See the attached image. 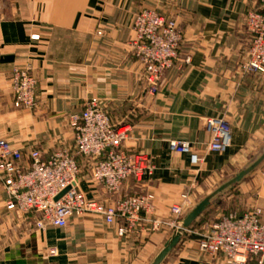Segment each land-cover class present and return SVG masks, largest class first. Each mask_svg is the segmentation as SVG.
Wrapping results in <instances>:
<instances>
[{
	"label": "crops",
	"instance_id": "crops-1",
	"mask_svg": "<svg viewBox=\"0 0 264 264\" xmlns=\"http://www.w3.org/2000/svg\"><path fill=\"white\" fill-rule=\"evenodd\" d=\"M146 8L174 18L184 36L156 95L147 93L132 44L135 14ZM259 9V0H0V139L24 152L32 145L47 158L73 144L69 116L96 99L113 124L128 132L124 147L147 154L154 171L142 181H126L112 197L88 179L83 161L81 191L98 201L151 193L155 217L169 219L183 192L191 193L195 205L228 168L242 165L231 178L264 151V72L241 68L252 43L245 14ZM17 67H29L37 79L33 111L14 106L11 77ZM209 117L231 126L224 153L206 151ZM172 140L190 142L203 161L194 166L189 154L171 151ZM236 190L238 202L230 211L261 206L264 224L263 160L211 203L163 264H264L259 255L229 263L224 253L210 256L199 249L197 233L229 213L217 204ZM5 199L0 183V264H150L171 235L147 225L120 237L121 223L108 225L94 214L39 229L38 213L8 212Z\"/></svg>",
	"mask_w": 264,
	"mask_h": 264
},
{
	"label": "built area",
	"instance_id": "built-area-1",
	"mask_svg": "<svg viewBox=\"0 0 264 264\" xmlns=\"http://www.w3.org/2000/svg\"><path fill=\"white\" fill-rule=\"evenodd\" d=\"M259 2L261 9L245 14L252 35L248 59L241 65L245 72H264V0ZM133 30L132 44L136 57L144 66L147 93L156 95L166 71L178 59L183 32L174 18L147 8L135 14ZM186 61H190V56ZM11 89L15 107L29 111L36 108L37 79L29 67L14 69ZM69 125L73 144L54 151L47 158L32 145L24 152L8 140L0 139V183L6 193L5 209L8 212L38 213L39 229L50 225L65 227L74 215L94 214L108 225L121 223L117 229L120 237L147 225L152 231L166 229L171 233L178 227L194 206L190 192L181 194L180 200L171 206V216L166 220L155 217V196L151 193L124 195L112 201L87 198L80 189L83 161L88 164V179L101 185L112 197L121 193L126 181H142L146 175H152L154 165L147 154L124 147L128 132L113 124L96 99L86 101L81 113L71 114ZM205 128L210 135L206 151L226 152L232 142L230 124L223 118L209 117ZM169 148L173 152L189 154L194 166L203 161L188 141L172 140ZM262 212L261 206H254L242 214L230 211L222 215L208 231L197 233L200 251L210 256L224 253L229 263H244L250 255L264 259ZM49 254L57 255V248L52 247Z\"/></svg>",
	"mask_w": 264,
	"mask_h": 264
},
{
	"label": "water",
	"instance_id": "water-1",
	"mask_svg": "<svg viewBox=\"0 0 264 264\" xmlns=\"http://www.w3.org/2000/svg\"><path fill=\"white\" fill-rule=\"evenodd\" d=\"M264 160V151L260 157L237 172L233 177L216 188L207 196L198 201L182 218L178 227L171 233L170 237L154 257L150 264H163L168 255L176 248L180 241L189 235L194 222L209 208L211 203L218 199L226 190L243 181L251 172H253ZM61 196V195H60Z\"/></svg>",
	"mask_w": 264,
	"mask_h": 264
},
{
	"label": "rangeland",
	"instance_id": "rangeland-1",
	"mask_svg": "<svg viewBox=\"0 0 264 264\" xmlns=\"http://www.w3.org/2000/svg\"><path fill=\"white\" fill-rule=\"evenodd\" d=\"M241 166H242L241 164H238V166L236 165V166H233V167L228 168V170H226L225 173H223V177H220V179L218 181H216V183H214L211 186L210 189L217 188L222 182H224L226 179H228L230 176H232L237 170H239ZM236 192H237V190L234 191L233 194L235 196L233 198H231V200L223 199L221 202H219V204H217V206L220 207V212L221 211L222 212H226V211H229L230 212L231 209L236 208V204L238 202V201L236 202V200H237V198H236L237 193ZM210 222H212V221H210ZM210 224L211 223H209V225H207L206 228H209L210 227Z\"/></svg>",
	"mask_w": 264,
	"mask_h": 264
}]
</instances>
